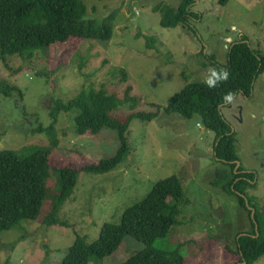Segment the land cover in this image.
<instances>
[{
	"label": "rangeland",
	"instance_id": "obj_1",
	"mask_svg": "<svg viewBox=\"0 0 264 264\" xmlns=\"http://www.w3.org/2000/svg\"><path fill=\"white\" fill-rule=\"evenodd\" d=\"M82 1L88 18L117 13L112 38H72L37 51L32 59L15 56L0 61V79L23 93L0 94V150L48 147L46 133L34 130L54 122L56 100L67 102L105 86L120 101L112 116L124 120L130 112L156 111L151 104L166 107L192 82L204 83L211 57L226 65L228 48L241 38L264 55V0H229L224 6L219 0H195L192 7L199 18L176 28L162 27L155 10L162 2L176 4L175 0ZM147 37L156 39L153 48ZM127 87L136 100L123 102ZM220 108L235 133L239 167L255 174L257 184L248 190L249 196L254 195L264 209V72L254 82L251 98L236 94L230 105ZM79 113L78 109L62 112L54 122L58 144L50 156L49 187L60 168L96 163L118 150V135L111 128L98 134L78 133ZM214 137L198 116L186 119L162 111L151 120L134 119L127 134L129 152L121 166L106 174L80 172L58 210L59 226L44 231L40 222L45 207L37 221L21 223L25 232L0 231V264H61L77 236L93 242L105 223H119L127 208L172 175L184 188L181 213L178 224L154 246L171 249L182 243L187 264H239L236 240L238 233L252 230L251 221L236 196L224 190V175H230L231 167L214 160ZM48 241L49 247H44ZM143 249L141 242L127 237L102 264H121ZM253 264H264V256Z\"/></svg>",
	"mask_w": 264,
	"mask_h": 264
},
{
	"label": "trees",
	"instance_id": "obj_2",
	"mask_svg": "<svg viewBox=\"0 0 264 264\" xmlns=\"http://www.w3.org/2000/svg\"><path fill=\"white\" fill-rule=\"evenodd\" d=\"M175 1L176 4L162 2L156 6L162 27L176 28L188 23L190 18H199V13L192 7L195 0ZM228 1L219 0V4L224 6ZM116 15L114 12L103 19L88 18L87 7L82 0H0V61L6 63L7 58L15 56L32 59L37 51L67 43L72 38L109 41L113 36ZM244 39L230 45L226 65L218 64L215 57H211L210 69L229 71L226 82L218 84L216 88L192 82L174 94L166 107L151 104L156 108L154 112H130L124 120L112 116L120 101L115 95L108 94L105 86L88 93L81 92L67 102L56 100L51 113L54 122L62 112L78 109L80 113L75 117L78 133L90 131L98 134L104 127L111 128L118 135V150L114 156L96 163L78 168H60L55 171L58 178L51 187L48 186L53 172L50 156L58 144L54 122L47 129L39 127L34 130L35 133H46L50 138L48 147L0 150V231L25 232L21 223L37 221L45 207L47 210L40 222L44 231L59 226L58 210L67 194L76 186L80 172L106 174L118 169L129 152L127 134L131 122L134 119L151 120L164 111L186 119L198 116L201 124L215 133L214 160L231 167L230 175H224L227 178L224 190L236 196L238 205L248 211L251 221L252 230L244 232L247 235L238 233V262L253 264L264 256V209L258 206L255 196L248 193L257 184L253 183L255 174L243 172L242 166L236 169L239 156L235 133H231L220 108L230 105L236 94L251 98L253 84L264 72L262 51L253 49ZM155 42L153 37H147L148 47L153 48ZM13 91L23 96L18 87H10L0 79V94L11 97ZM130 91L131 87H127L123 102L136 100L129 96ZM229 93L232 94L230 102L224 99ZM184 196L179 177L172 175L156 182L143 200L123 212L119 223H105L96 240L88 243L85 238L77 236L65 252L61 264H102L104 258L115 253L127 237L141 242L144 249L121 264H187L181 254L182 243L171 249L154 246L156 240L166 238L173 226L178 224ZM252 201L255 203L252 204ZM249 207L255 210L254 218H251ZM50 243L48 241L44 247L48 248Z\"/></svg>",
	"mask_w": 264,
	"mask_h": 264
},
{
	"label": "clouds",
	"instance_id": "obj_3",
	"mask_svg": "<svg viewBox=\"0 0 264 264\" xmlns=\"http://www.w3.org/2000/svg\"><path fill=\"white\" fill-rule=\"evenodd\" d=\"M63 44V43H60ZM230 73L227 69L217 70L215 68L209 69V75L204 83L207 85L208 88H216L218 84L226 82L228 80ZM232 94H227L224 99L225 101H231ZM197 126H200L199 124ZM50 141V140H49ZM58 141V139H57ZM237 163V161H236ZM237 169V168H236ZM252 208V207H251ZM245 234V233H243Z\"/></svg>",
	"mask_w": 264,
	"mask_h": 264
},
{
	"label": "water",
	"instance_id": "obj_4",
	"mask_svg": "<svg viewBox=\"0 0 264 264\" xmlns=\"http://www.w3.org/2000/svg\"><path fill=\"white\" fill-rule=\"evenodd\" d=\"M238 167H239V163L237 162L236 168H238ZM247 206H248V204H247ZM249 209H251V211H252L251 218H254L255 210L253 208H250V207H249ZM255 224H256V222H255ZM255 230L257 231V226H256ZM242 235H247V234H242Z\"/></svg>",
	"mask_w": 264,
	"mask_h": 264
},
{
	"label": "bare ground",
	"instance_id": "obj_5",
	"mask_svg": "<svg viewBox=\"0 0 264 264\" xmlns=\"http://www.w3.org/2000/svg\"><path fill=\"white\" fill-rule=\"evenodd\" d=\"M240 264H245V263H240Z\"/></svg>",
	"mask_w": 264,
	"mask_h": 264
}]
</instances>
